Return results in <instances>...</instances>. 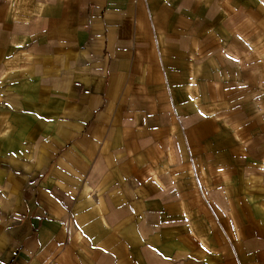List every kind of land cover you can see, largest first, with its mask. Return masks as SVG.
<instances>
[{"label":"crops","instance_id":"1","mask_svg":"<svg viewBox=\"0 0 264 264\" xmlns=\"http://www.w3.org/2000/svg\"><path fill=\"white\" fill-rule=\"evenodd\" d=\"M0 264H264V0H0Z\"/></svg>","mask_w":264,"mask_h":264}]
</instances>
